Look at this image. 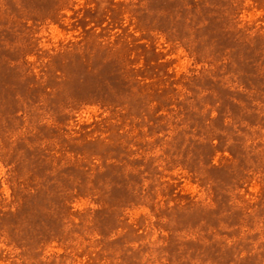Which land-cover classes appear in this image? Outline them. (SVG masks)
Masks as SVG:
<instances>
[{
  "label": "rangeland",
  "instance_id": "rangeland-1",
  "mask_svg": "<svg viewBox=\"0 0 264 264\" xmlns=\"http://www.w3.org/2000/svg\"><path fill=\"white\" fill-rule=\"evenodd\" d=\"M0 264H264V0H0Z\"/></svg>",
  "mask_w": 264,
  "mask_h": 264
}]
</instances>
